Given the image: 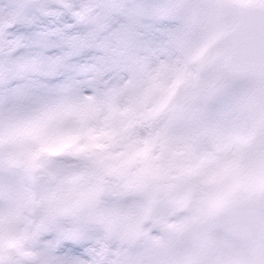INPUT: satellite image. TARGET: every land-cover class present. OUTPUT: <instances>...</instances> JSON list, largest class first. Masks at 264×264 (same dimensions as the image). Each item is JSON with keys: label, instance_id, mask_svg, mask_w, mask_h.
<instances>
[{"label": "snow or ice", "instance_id": "snow-or-ice-1", "mask_svg": "<svg viewBox=\"0 0 264 264\" xmlns=\"http://www.w3.org/2000/svg\"><path fill=\"white\" fill-rule=\"evenodd\" d=\"M0 264H264V0H0Z\"/></svg>", "mask_w": 264, "mask_h": 264}]
</instances>
